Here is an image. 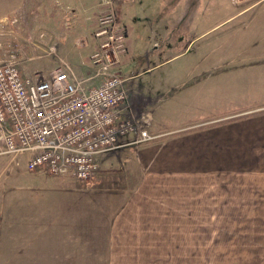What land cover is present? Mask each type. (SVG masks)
<instances>
[{"label": "crops", "instance_id": "0c3cea01", "mask_svg": "<svg viewBox=\"0 0 264 264\" xmlns=\"http://www.w3.org/2000/svg\"><path fill=\"white\" fill-rule=\"evenodd\" d=\"M9 1L3 0L0 7ZM17 1L24 6V18L32 16V10L48 16L49 10L45 9L53 3L88 13L86 24L91 26L87 31L78 30L73 36L65 32L64 22L55 16L51 21L50 16L46 21H35L45 24L38 28L45 33L41 42L54 46V54L48 55L44 45L34 58L43 61L51 57L52 69L64 60L76 77H86L93 72L89 57L99 43V38H94L97 20L112 9L119 28L125 32L126 49L119 55L116 68L117 71L121 65L125 68L129 109H124L123 113L141 129L152 134L165 133L143 143H127L114 152L105 153L103 158L102 153H98L96 161L100 168L89 183L82 184L76 181L80 179L72 177H65L69 180L53 177L43 168L34 170L38 174L45 173L50 180L35 188L39 205L35 211L21 206L16 209L33 218L35 226L39 222V228L40 224H49L43 236L35 234V239L39 238V242L44 237L48 241L55 239L52 245L56 246V251L70 252L65 264H90L94 260L104 264L106 253L116 250L118 236L126 228V222H130L127 230L132 231L137 228L133 224L143 219H163L169 211L174 213L175 210H178L176 219L186 220L185 216L178 215L181 203L187 207L191 190L202 189L208 183L212 219L262 223L264 72L257 73L256 65V71L232 72L237 57L251 62L255 56L245 57L243 50L221 56L212 52L217 58L212 60L210 71L202 70L204 57L196 56L192 62L183 64L179 79H174L175 88L179 90L168 103L163 101L162 94L169 78L163 80L165 71L160 72L161 69L151 73L154 67L173 57L163 51L165 41L171 38V28L180 27L191 17L198 6L197 0H174L156 7L151 5V0ZM255 4L244 5L236 13ZM143 73L149 75L141 78ZM182 90V95L175 96ZM175 98L179 102H175ZM169 115L178 126H167ZM135 136V132H126L121 141L125 143ZM111 159L116 166L104 165ZM48 198L52 199L51 205L43 203ZM13 204H17L16 200ZM149 213L156 215H147ZM212 227H216V223L212 222ZM165 236L161 232L156 240L162 242ZM75 239L78 242L74 244L71 240ZM23 243L28 256L22 260L31 258V262L42 263L38 255L40 249L37 250L31 240ZM150 245L154 246L146 237V252L159 251L148 248ZM138 248L139 244H135L130 252L135 254H129L127 264H138ZM222 253L225 263L230 264V254ZM212 258L211 264H216Z\"/></svg>", "mask_w": 264, "mask_h": 264}, {"label": "rangeland", "instance_id": "374dc122", "mask_svg": "<svg viewBox=\"0 0 264 264\" xmlns=\"http://www.w3.org/2000/svg\"><path fill=\"white\" fill-rule=\"evenodd\" d=\"M173 1L151 0V5L162 6ZM253 2L256 4L252 8L236 13L241 9L240 7ZM2 3L3 0H0V4ZM18 3L17 0H10L4 7H0V62L13 58L17 61L22 76L46 78L52 70L50 68L52 58L49 57L42 61V58L34 57L40 53V48L44 45L47 46L48 55L52 56L54 49L52 50L51 45L49 47V44L41 42L45 33L38 28L45 24L36 22L46 21V17L49 18V16L51 21L52 16H55L64 22L67 29L65 32L73 36L78 30L87 31L91 26L86 24L88 13H82L76 7L70 10L65 6L62 7V4L53 3L45 9V11L49 10L48 16L45 12L32 10L30 11L32 16L24 18L22 17L24 6ZM195 3L198 6L191 13V17L186 19L180 27L171 28V38L165 41L163 51L166 55L173 57L154 67L151 72L154 73L161 69L160 72L165 71L163 80L169 78L162 94V99L166 103L170 102L174 97L171 98V96L179 90L175 88L174 79H179L183 64L192 62L196 56L204 57L202 70L210 71L212 60L217 58V56H212V52L221 56L223 54L234 55V52L243 50L245 57L253 55L255 59L253 58L250 62L248 59L237 57L234 61L235 69L232 72L256 71L255 65L258 68L257 73L264 72V0L242 2L197 0ZM54 10L56 11L53 12ZM117 25L119 26L118 22ZM62 61L68 65L64 60ZM32 70H37V72H32ZM119 71L123 75L125 71L123 65L120 66ZM141 75V78H144L149 74ZM97 83L98 78H94L87 84ZM182 93L183 90L175 96L182 95ZM176 101L179 102V99L175 98ZM167 119V126H178L174 117L169 115ZM103 155L105 153H102V158ZM26 158L27 154L15 157L0 154V264H65V261L69 260L70 252L68 250L56 251V246L52 245L56 242L55 239L48 241L44 237L41 242L39 238L35 239V234L37 237L43 236L49 224L42 221L45 224H40L39 228L37 226L39 222L35 226L33 218L26 217L23 210L16 209L21 206L25 207V210L35 211L36 205H39V199L34 194L38 192L35 188L50 181L45 173L38 174V171H29L26 168ZM104 165L116 166L112 159L105 161ZM59 178L69 180L65 177ZM91 180L76 181L84 184ZM15 200L17 204H13ZM51 200L48 198L43 203L51 205ZM185 205L181 203V211L178 215L185 216L186 220L176 219L178 210H175L174 213L169 211L168 216L163 219H143L133 224L137 228L132 231L127 230L130 222H126V228L118 236L116 250L106 253L104 264H127L129 254L133 256L135 254L130 253L135 244H139L138 264H211L212 257L216 264H226L227 261L225 257L223 259L222 251L230 254V264H262L264 260V220L262 223L253 221L247 224V220L212 219L209 183L202 189H192L188 194V206ZM183 209L186 210L182 213ZM262 215L264 214L261 213ZM212 222L216 223V227H212ZM159 231L166 235L162 242L156 240V236L161 235ZM146 237L154 245L148 248L154 247L159 251L146 252L144 246ZM30 240L36 245L37 250L40 249L38 255L41 256L42 263L31 262V258L27 261L22 260L28 256L26 249H23L26 248L23 241ZM71 241L74 244L78 242L77 239ZM112 247L114 246H110ZM167 249L169 250L166 251ZM100 263L98 260L90 262V264Z\"/></svg>", "mask_w": 264, "mask_h": 264}, {"label": "built area", "instance_id": "2783aa9c", "mask_svg": "<svg viewBox=\"0 0 264 264\" xmlns=\"http://www.w3.org/2000/svg\"><path fill=\"white\" fill-rule=\"evenodd\" d=\"M94 34L99 43L86 77H76L63 61L43 79L22 76L13 58L0 62V154H27L30 171L91 180L100 168L98 153L157 136L123 113L129 109L126 77L116 68L126 46L112 9L98 17ZM94 78L98 84H87ZM129 131L136 136L122 142Z\"/></svg>", "mask_w": 264, "mask_h": 264}]
</instances>
